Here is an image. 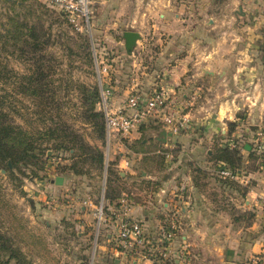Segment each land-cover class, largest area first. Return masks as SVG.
<instances>
[{
  "label": "rangeland",
  "instance_id": "obj_1",
  "mask_svg": "<svg viewBox=\"0 0 264 264\" xmlns=\"http://www.w3.org/2000/svg\"><path fill=\"white\" fill-rule=\"evenodd\" d=\"M107 1L92 0L91 3L92 13L98 10L103 20L109 18L108 12L102 10L107 9ZM9 2L12 3L0 0V101L8 118L35 137L42 153L28 158V163L20 164V170L12 169L11 163L10 169L6 170L0 163V232L20 252L21 264H99L96 261L97 241L101 237L105 239L109 227L102 225L96 237L94 210L100 203L108 208L104 196L110 179H113L110 183L115 189L138 193L136 197H141V191L152 193L158 190L163 181L162 175L170 169L176 171L177 165H184L187 173L193 167L192 172L199 170L210 176L219 175L218 163L209 164L206 159L202 164L188 161L183 152L187 143L164 147L156 142L154 147L150 144L146 149V163L142 166H136L134 155L130 154L137 179L123 175L126 168L119 167V160L122 154L127 153L126 145L132 143L126 137H119L124 148L116 145L114 137L108 142L105 134L101 142L83 106L85 88L97 86L100 98L101 86L94 65L93 47L99 50L103 39L93 31L92 37L84 30H75L58 9L40 0ZM130 3L133 5V2ZM139 3L142 5L143 0ZM174 3L181 7L179 14L183 19L190 24L193 22V26L198 25L195 30L198 35L202 31L208 32V39L204 41L206 44L214 36L218 38L223 33H229L233 37L235 32H240L244 36L251 35L252 45L264 46V0H174ZM213 17L218 18V25L211 29ZM30 32L43 41L36 48L33 60L21 56L22 51H28L24 40L31 41ZM154 45L139 55L141 65L124 63L125 66L119 67L116 72L111 67L103 77V88L112 89L118 85L129 88L131 92L144 93L158 89L159 78L157 75L150 77L153 73L149 56L151 51L156 52ZM106 56L110 57V54ZM32 71V85L36 89L34 96L29 95L28 84H25V77ZM37 73L41 76L36 77ZM148 79L152 81L149 85L156 83L152 90L148 88ZM179 88L177 97L183 112L189 115V121L183 128L197 132L202 124L196 123L194 117L210 116L217 109L223 86L210 89L208 84H198L196 78L190 76ZM244 99L247 98L244 96ZM204 104V110H199ZM250 106L252 104L248 101L244 107L237 108L232 120H224L222 124L230 144L235 145L242 155H247L240 175L258 169L264 162V113L260 129L257 124L249 126L247 109ZM95 110L101 112L98 102ZM229 123L234 124L232 131H229ZM159 127L160 124L153 130ZM48 129L55 130L53 136H49ZM73 133L82 143L102 151V167L91 156L79 155L78 146L69 139ZM148 135V132L143 133L139 139ZM221 139L220 136L219 144H227ZM249 152L255 157H250ZM166 153L172 157L165 164ZM143 169L151 172L155 180L142 179ZM56 176L63 177L62 184L53 182ZM82 207L89 209L87 220L81 216ZM84 219L91 221V234L88 239L80 241L77 233L82 228L78 227V223L84 222ZM181 255L179 257L189 253ZM15 263L13 259L9 264Z\"/></svg>",
  "mask_w": 264,
  "mask_h": 264
},
{
  "label": "crops",
  "instance_id": "obj_2",
  "mask_svg": "<svg viewBox=\"0 0 264 264\" xmlns=\"http://www.w3.org/2000/svg\"><path fill=\"white\" fill-rule=\"evenodd\" d=\"M140 1H107V9H102L108 12L109 18L106 20L100 17L98 10L95 9L92 13L93 34L104 41L99 52L110 54L107 59L112 70L116 72L128 62L141 65L139 55L155 44L156 52L151 51L149 56L153 73L150 77L157 75V84L166 89L170 105L179 108L181 117L187 122L189 115L183 112L177 94L181 83L190 79V76L196 78L198 84H208L210 89L223 86L220 94L222 99L210 116L194 117L196 123L202 124L197 132L181 128L172 133L165 126H160L158 130L148 127L146 131L139 130L126 138L132 143L148 132V137L142 139V148L157 141L164 147L182 142L187 143L183 152L188 161L202 164L206 159L209 164L220 163L208 159L215 143L219 144L220 136L223 138L222 142L231 145L222 124L224 120H232L236 116L237 108L244 107L249 101L252 106L247 109L248 125L257 124L259 129L262 126L264 46L252 45L251 35L244 36L240 32H235L233 37L222 32V36H214L215 39L206 44L204 41L208 39V32L206 34L202 31L198 35L195 32L198 25L193 26V22L190 24L187 19H183L182 14H179L181 7L174 0H143L142 5ZM211 21V29H214L218 25V18L213 17ZM127 30L140 34L132 55L126 54L124 49L123 33ZM149 41L152 42L149 44ZM147 81L149 90H152L156 83L149 85L152 81ZM145 90L148 92V89ZM130 92L129 88L118 85L113 87V105L123 103ZM205 105L199 110H204ZM162 130L166 131L165 137L159 135ZM116 139V145L123 146L121 138ZM125 149L129 156L121 153L119 167L126 168L123 175L137 179L132 161H136V166H142L146 163L142 158L144 153L135 152L128 146ZM130 154L134 155V160H131L133 158ZM246 156L244 154V162L247 161ZM164 162L166 164L168 160L165 159ZM176 168V171L170 169L162 175L163 181L158 190L152 193L141 191V197H136L138 193L133 192L122 196L127 201L128 217L141 221L151 238L156 237L163 225L175 222L177 229L170 243V254L176 264H263L264 162L258 169L241 174L237 180L208 175L202 181L199 180L205 183L204 187L194 183L191 168L190 173H187L184 165H177ZM142 172L145 174H142V179L155 180L151 172L144 169ZM120 199L111 203L106 200L107 209L118 205ZM88 211V208L82 207L81 216L86 219ZM245 212L253 213V218L247 221ZM85 219L78 223V227L82 228L77 233L80 241L86 240L91 234V221ZM108 227L105 239L101 237L97 241V263L130 264L122 258L114 257L113 245L108 236L113 228ZM183 252L189 255L179 257Z\"/></svg>",
  "mask_w": 264,
  "mask_h": 264
},
{
  "label": "built area",
  "instance_id": "obj_3",
  "mask_svg": "<svg viewBox=\"0 0 264 264\" xmlns=\"http://www.w3.org/2000/svg\"><path fill=\"white\" fill-rule=\"evenodd\" d=\"M40 1L58 9L75 30H84L92 36V0ZM93 49L94 65L101 86L98 105L104 116L108 142L112 137H129L139 132L149 120L167 127L172 133L187 125V121L181 117L179 108L170 105L169 95L164 87L155 88L149 93L130 92L123 103L114 106L112 89L103 88V77L111 70V63L106 54L100 53L97 48ZM171 157L170 153L165 154L166 160ZM217 173L223 178L234 180L240 176V170L232 169L223 162L218 163ZM127 211V201L124 197L119 200L118 205L110 209H106V205L100 203L94 210L97 221L96 237L102 225L111 226L113 231L108 236L113 245L114 257L122 258L130 264H165L167 259H171L170 243L177 229L175 222L163 225L156 237L151 238L142 222L129 218Z\"/></svg>",
  "mask_w": 264,
  "mask_h": 264
},
{
  "label": "trees",
  "instance_id": "obj_4",
  "mask_svg": "<svg viewBox=\"0 0 264 264\" xmlns=\"http://www.w3.org/2000/svg\"><path fill=\"white\" fill-rule=\"evenodd\" d=\"M5 1L7 3L14 2V1L9 2V0H5ZM29 36L31 41L24 40V43L26 42L28 51L23 52L21 50L22 51L21 56H23L22 58L33 60L36 53V48L39 47V44H42L43 41H40L37 35L31 32L29 33ZM32 74L33 71L32 73H29L25 77V84H28L26 88L29 89V95L34 96L36 95V89H34L32 85L34 78V75ZM35 76L40 77L41 75L37 73V75ZM98 101H99L98 87L91 86L89 88H85L83 94V102H84L83 106L85 108L86 113L88 114L89 120L92 122L93 126L97 131L98 138L101 140V142H103L104 134H105V122H104L103 113L95 110V104ZM155 126H159V123H154L153 121L149 120L140 128V131L143 132L144 131L143 129H146V127L155 128ZM229 126H230L229 131H232L234 124L229 123ZM48 130H49L48 131L49 134H51L49 136H53L55 130L52 129H48ZM67 134L68 133H66V136ZM74 134L75 133L70 135L69 139L71 140L72 144L75 143V145L78 146L79 152L81 153L79 155L91 156V159L97 161L98 165L102 167V162H103L102 151L99 148L88 145L87 143H82L83 141L81 139H77V136H74ZM138 139L136 141H133L132 144L126 146L133 149L135 152L144 153L142 158L145 159V156L147 154L146 149L150 144L146 148H142L143 138L139 140ZM155 143L156 142L151 143L153 147ZM158 143H160V141ZM41 153H42V148H40V146L37 145V141L35 137L26 130H24L19 123H16L11 118H8L0 101V163H2V166L6 170H9L10 168L8 166V162H10L12 169L20 170V164H25L27 161H29L28 158L38 156ZM248 154L250 157H255V155L252 152H249ZM209 160L214 162L220 161L225 163L227 166H229L232 169L241 170L244 163V155L238 152L235 145L233 147H230L228 144H224V146L218 144L214 146L212 150V154L209 157ZM200 172L199 170L193 171L192 178L196 185L200 187H204L205 183L200 182L199 180L202 181V179H205L207 177V174L203 171ZM10 174H12V171L10 172ZM116 174L118 177L120 176L119 178H123L121 175H119V173ZM116 179L118 180L117 177L115 178V180ZM112 180L113 179H110L109 185L107 187V190L105 191V196H104L105 200H107L109 203H111L114 200L120 199L124 194H126L121 189L120 190L115 189L113 185H111ZM244 214L246 215L247 221L251 220L254 216L253 213L251 212H245ZM13 259L16 261L15 264H21V260H23L20 252L16 248H14L7 239V237L0 232V264H9L10 261ZM165 264H176V263L172 259H167Z\"/></svg>",
  "mask_w": 264,
  "mask_h": 264
},
{
  "label": "water",
  "instance_id": "obj_5",
  "mask_svg": "<svg viewBox=\"0 0 264 264\" xmlns=\"http://www.w3.org/2000/svg\"><path fill=\"white\" fill-rule=\"evenodd\" d=\"M138 39H140V34L137 31H134V30L124 31V33H123L124 49H125L127 54H131L132 53V51H133ZM159 135L165 137L166 136V131L162 130L159 133ZM159 135L157 137L158 139H159ZM8 166H10V162L8 163ZM63 180L64 179H63L62 176H56L54 178L53 182L55 184H62Z\"/></svg>",
  "mask_w": 264,
  "mask_h": 264
}]
</instances>
